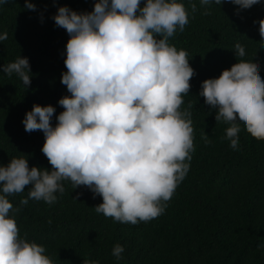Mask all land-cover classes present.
Listing matches in <instances>:
<instances>
[{
  "label": "clouds",
  "instance_id": "9594fccd",
  "mask_svg": "<svg viewBox=\"0 0 264 264\" xmlns=\"http://www.w3.org/2000/svg\"><path fill=\"white\" fill-rule=\"evenodd\" d=\"M6 0H0V4ZM202 5L222 0H200ZM240 9L264 0H231ZM195 11L196 5H191ZM25 8L36 5L26 0ZM55 24L69 34L61 75L70 95L62 96L63 107L33 104L26 111V132L42 130L41 151L52 169L29 167L26 157L11 158L0 165V264H53L45 248L18 234L7 196L30 185L28 198L52 204L63 194L62 180L74 188L87 186L102 202L97 213L120 223L136 224L160 215L177 184L188 171L193 147L190 113L181 111L182 94L190 88L194 70L185 50L168 43L177 27L182 31L188 15L180 0H95L92 11L77 12L57 7ZM264 42V21L259 22ZM7 33H0V41ZM235 55L245 49L234 46ZM13 73L25 88L30 84L27 57L0 66ZM259 66L243 60L201 82L199 95L216 108L215 120L229 122L226 138L237 150L240 128L237 120L256 139H264V80ZM22 198L20 204H26ZM259 247V246H258ZM119 243L112 255L119 260ZM92 264H98L93 261Z\"/></svg>",
  "mask_w": 264,
  "mask_h": 264
},
{
  "label": "trees",
  "instance_id": "16d2710c",
  "mask_svg": "<svg viewBox=\"0 0 264 264\" xmlns=\"http://www.w3.org/2000/svg\"><path fill=\"white\" fill-rule=\"evenodd\" d=\"M6 0L0 4V66L20 55L30 65V84L25 88L15 73L0 68V165L11 158L26 157L29 167L52 169L42 153V130L26 132L22 123L33 104H51L50 123L63 111L58 104L70 95L61 75L69 34L53 20L57 7L90 12L95 0ZM188 15L168 43L187 53L194 70L180 110L190 113L193 147L185 160L189 165L166 207L157 217L136 224L120 223L95 206L99 194L84 185L74 188L62 180L63 194L47 204L28 198L30 185L7 196L18 234L43 245L53 264H264V139H256L238 122V148L226 138L229 122L215 120L216 108L199 95L201 82L243 60L259 66L264 80V42L259 22L264 3L240 9L231 0L202 5L200 0H180ZM144 0H141L143 6ZM195 4V11L191 5ZM240 44L245 56L235 55ZM27 199L21 205L20 200ZM123 246L121 258L113 257L115 244ZM259 246V247H258Z\"/></svg>",
  "mask_w": 264,
  "mask_h": 264
}]
</instances>
